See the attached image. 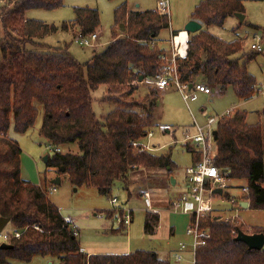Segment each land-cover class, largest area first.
Listing matches in <instances>:
<instances>
[{
    "label": "trees",
    "instance_id": "1",
    "mask_svg": "<svg viewBox=\"0 0 264 264\" xmlns=\"http://www.w3.org/2000/svg\"><path fill=\"white\" fill-rule=\"evenodd\" d=\"M0 0V218L9 219L20 231L19 239L7 241L11 248L0 247V264L14 261L30 262L41 256L55 264H170L155 252L137 250L128 255H90L81 250L78 235L65 221L60 210L46 199L45 186L34 185L21 178V149L9 138L12 129L25 134L43 112L39 133L49 146L65 147L47 155L48 168L67 175L77 188H95L101 195H110L115 183L128 190V174L144 168L174 169L171 154L152 152L141 140L155 126L154 110L160 102L157 89L148 86L144 101L133 103L117 100L116 105L99 120L93 109L92 92L105 87L108 95L137 91L134 82L155 79L162 74L163 56H168L156 42L168 17L157 10L129 11L127 1L114 10L111 40L101 51H93L91 59L80 62L69 52V45L50 47L42 40L57 27L42 21L26 19L32 9L56 10L63 0ZM241 0H203L194 9L191 19L202 28L192 33L185 58L176 59L177 74L182 83L194 84L196 79L212 87L234 89L240 100L258 94L256 80L247 70L246 62L254 54H243L244 41L225 42L208 27H221L235 13H243ZM69 23L80 35L101 28L96 8L75 7ZM125 29L116 33L115 28ZM262 34V33H261ZM264 44V33L262 34ZM51 50L40 51L43 48ZM257 54L263 53L252 50ZM146 101V102H145ZM247 112L235 111L216 125L217 136L214 165L232 180H246L249 207L264 210V128L260 123L248 124ZM196 164L199 152L189 144ZM77 147L78 153L69 149ZM63 168V171H62ZM52 186V185H50ZM224 198H229L225 193ZM227 211V210H225ZM156 219L145 217L144 231L153 233ZM200 224L210 231L205 246L198 247L195 264H264V247L249 249L236 239L238 231L264 234V227H250L239 220H225L206 212Z\"/></svg>",
    "mask_w": 264,
    "mask_h": 264
},
{
    "label": "rangeland",
    "instance_id": "2",
    "mask_svg": "<svg viewBox=\"0 0 264 264\" xmlns=\"http://www.w3.org/2000/svg\"><path fill=\"white\" fill-rule=\"evenodd\" d=\"M124 1L129 2L132 8H135L136 5H140L138 8L141 10L153 9L156 7L157 2V0H63V5L56 10L48 11L44 9H32L26 12L25 18L39 20L48 25L57 27V31L49 34L42 40V42L54 48L64 47L65 43L68 44L71 55L83 63L91 59L93 51H101L105 48L107 41L111 38L110 32L112 29L111 26L114 22V10ZM199 1L203 0H169L170 22L171 26L175 29V32L178 29L184 28L186 25L184 24L185 19L188 18L193 7ZM3 2L4 0L2 3ZM241 2L244 8L242 14L245 16L242 23L239 22V19L234 14L233 16L228 17L221 27L211 26L207 28V31L225 42H233L240 39L244 41L243 51L238 53L236 57L240 58L241 62H244L245 59L242 58L244 53L255 55L253 59L246 62L245 66L246 70L253 75L256 80L258 94L254 95L246 102H243L237 98L232 87H227L224 90L210 87L211 94L194 91L191 98L185 103L179 92L172 86H170V88L168 87L166 91H164V94L161 93L159 101H161L163 105L160 107V103H158L154 110L153 123L155 126L151 129L153 133L141 140V142L145 147L151 150L157 148L154 150L156 152L170 150L172 153V159H174L178 166L174 170V173L177 176H183L185 169L191 166V157L181 147V144H183L184 140V132L182 130H184L186 126L190 127L193 123V119L199 124H205L207 117L225 114L227 110L233 108L244 110L248 113V124H254L256 121H259V118H264V116L261 115L264 110V51L263 53L257 54L251 49L253 43V31H264V0H241ZM75 7H90L98 9L101 21L100 30H102V34H100V30L96 31L99 34V37L101 35L100 42L97 45L98 48L93 49L78 45L76 42V39L78 38L74 39L72 33L75 37H78V35L80 36V32L72 27L70 23L66 28V31L61 30L63 22H69L73 19ZM120 25L124 26V24ZM126 25L124 26V29ZM77 31L79 33H77ZM115 31L116 33L122 32L119 28H115ZM160 34H162L161 37L170 40L168 28L163 29ZM2 38L3 29L0 23V39ZM46 50H51V48L45 47L40 51ZM168 50L170 54L172 51H174L175 54H178V52L175 51L176 49L173 46L171 47V45L167 51ZM178 56L180 58L183 57L181 54H178ZM195 81V84H203L200 78ZM134 84L138 86V89L133 95H126L123 93L108 95V93H106V88L102 86L92 92L93 109L100 121L103 120L106 114L116 105L117 100H123L130 103H133L135 100L139 102L144 101L145 96H148L146 91L147 89L152 88L151 85L147 84L144 80H138L134 82ZM148 86H150V88H147ZM231 113L230 116L234 114V111H231ZM42 119L43 112H40L35 125L25 134H16L12 129L9 132V138L14 139L22 151L20 156L21 178L34 185H39L40 182L45 184V180L48 184V182L54 177H59L58 170L55 168H48L44 162V157L47 155L51 156L55 147L51 145L49 146L47 140L39 133ZM160 123L172 127V133L170 136L166 133H162L159 126ZM190 132V134L193 133L191 129ZM59 149L60 153H65L67 151V148L65 147H59ZM69 150L78 153L77 147H73V149L71 148ZM64 175L65 174L60 175L62 180L61 184L57 185L55 192L50 196H46V199L48 201L51 199V201L60 208V212L63 216L77 217V222L75 221L74 225L80 229V241L86 243L83 247L87 251V244L93 245L94 239L92 236L96 230L99 234L103 233V224L101 221L104 220V217L100 213H104V210L112 208L111 200L107 199L105 195H99L98 191L91 187L84 186L77 190L78 188L74 187L68 181L67 177H65L66 175ZM233 180L234 181L231 183L229 189L226 191L224 190L221 195H214V209L211 212L212 216L215 217L221 215L223 218L230 219L231 221L239 220L240 223L250 227H264L263 209L255 210L250 207H240V203L243 202L250 204L249 201L244 200L247 195H244L241 191V188L247 184L246 180ZM120 186V183H116L114 186L113 197L116 198L126 210L134 211V216L136 217L134 222H131L132 225L130 223L134 236L133 249L141 248L151 251L153 250L152 247L158 245L164 246L166 242L154 246L156 241L154 242L153 240L157 237L144 235L143 222L142 219L139 218L142 214L141 210H139L141 202L130 200L127 205L122 203L120 200V197H122ZM217 188L220 189L221 187H216V189ZM224 192L229 194V198L222 197L225 194ZM230 200L236 202V204H232ZM94 211L99 212L97 216L94 215L96 214ZM234 217H237V219H233ZM13 229L11 223H8L2 232H0V245L2 243H7V241L5 242L1 238V235L4 233H11ZM169 241H171V247L177 246V249L179 248L180 243H186L189 247L191 243L188 237L183 241H181V238L178 239L172 237ZM100 246L103 247L104 244H100ZM187 251L189 250L187 249L182 253L183 259L179 262L173 258L172 262H175L173 264H193L192 254ZM14 263L48 264V258L36 256L30 262L14 261Z\"/></svg>",
    "mask_w": 264,
    "mask_h": 264
},
{
    "label": "crops",
    "instance_id": "3",
    "mask_svg": "<svg viewBox=\"0 0 264 264\" xmlns=\"http://www.w3.org/2000/svg\"><path fill=\"white\" fill-rule=\"evenodd\" d=\"M200 2L201 1H199L193 7V10L188 15V18L185 19L184 24H187L190 20H192L191 15H192L195 7ZM127 4H128L129 11H136V10L145 11V10H141L138 8L140 5H138V6L136 5L135 8H132L129 2H127ZM156 5H157V2H156ZM149 10H156V7L153 9H149ZM113 25H114V22H113ZM113 25L111 26V28L113 27ZM167 28L169 31L170 40H166V38L161 37L162 34H159V36L156 38V42L160 48L164 49L169 54V50L167 51V49H169L170 45H171V47L173 46L176 49V46L174 44V39L177 36V34H179L182 31H185V26H184V28L178 29L175 32V29L171 26L170 16H169ZM100 31H101L100 34H102V30H100ZM162 31H163V29L161 30V32ZM77 33H79V32L77 31ZM254 33H259V34L262 33L263 34L264 31L256 30V31H253L252 35ZM187 34H188V38H187V43H188L192 33H187ZM72 36L74 39L77 38V36L75 37V35L73 33H72ZM100 37H101V35H100ZM100 37L97 40L98 44L100 42ZM111 38H110V40H111ZM110 40L107 41V44L110 42ZM187 49H188V45H187ZM175 51L177 52V50H175ZM186 55H187V50H186ZM186 55L183 56L182 58H185ZM172 87H174V86H172ZM167 88H165L164 90H160L159 93L164 94V91H166ZM174 89L177 90L175 87H174ZM201 93H203V92H201ZM179 94L181 95L180 92H179ZM161 100H162V98H161ZM188 100H184L185 103H187ZM242 101L246 102L247 100H242ZM159 103H160L159 106L162 107L163 103L161 101ZM231 111L235 112V111H242V110L233 108V109H231ZM261 115L264 116V110H263ZM247 119H248V113H247V117H246V122H247ZM256 123H260L264 128V118H259V121H256ZM159 126H160V130L162 131V133H166L170 136V134L172 133L171 132L172 127L170 125L160 123ZM190 129L193 132L195 131L194 119H193L192 125L190 127L186 126V128L182 131L187 132V133H191ZM150 132H152V131H150ZM190 145L192 147H194L192 144H190ZM181 147L190 155V157H191L190 165H194V163L196 161V159L194 158V154L189 152L188 146L185 143L181 144ZM153 148H155V147H153ZM145 149L151 150L147 147ZM156 149H154V150H156ZM154 150H151V151L156 152ZM167 151L170 152L171 159H172V153L170 150H165L162 152H167ZM172 161L175 165L174 169H172V170H170L168 168H144V167H140V168L131 170L128 174V184H129L128 190H126L120 182H117V183H120V185H121L120 186V189H121L120 192L122 194V197H120V200L122 203L127 205L130 202V200H132L134 202H138V201L141 202V207H139V210H141L142 214L139 218H141L142 222H143L144 235H147L149 237L150 236L151 237H157L153 240L154 242L156 241V244L154 246H156L160 243L164 244L166 242L164 246L158 245L156 247H152L153 250H151V251L155 252L160 259L166 260L170 264L175 263V262H172V260L174 258L173 256L175 255V253L178 252V249H177V246L171 247V241H169V240L172 237H175L178 239L181 238V241L186 240L188 235L185 233V231L188 228V226L192 220V217L189 214H185L182 212H176L169 207L170 206L169 205L170 200L174 199L182 191V189L184 187L183 184H184L185 176H186L185 172H184L183 176H177L174 173V170L178 166H177L176 162L174 161V159H172ZM65 177H67V175ZM55 178H57V177H54L53 179H51L48 182V184H47V181L45 180V182H46L45 184L40 182L39 185L43 184V186H45L46 189H48L51 187L50 184L54 185L51 182ZM67 179H68V177H67ZM61 182H62V180H61ZM115 185H116V183H115ZM114 186L112 187V193L110 195L106 196L107 199L111 200L112 198H114L113 197ZM79 189L80 188H78L77 190H79ZM144 192H149V199H147L143 196ZM99 195H101V194H99ZM50 201H51V199H50ZM51 203H53L60 210V208L53 201H51ZM118 205L125 208L119 202H118ZM111 206H112L111 209L104 210V213H100L101 215L103 214L102 216L104 217L103 218L104 220L101 221V223L103 224V226H102L103 233L99 234V232L96 230V232L92 236V238L94 239L93 245L87 244L88 245L87 251L83 247L86 243H82L80 241V238H81L80 229H78V227L76 226L78 229L77 235H78V239L80 242L81 250L84 253H86L88 256L97 255V254L98 255H128V254L133 253L137 250H144L141 248H138L135 250L133 249V246H134L133 238H134V236L132 233L133 230H132L131 225L136 218L134 216V211L131 210V217H132L131 225H127V226L119 225L115 222L116 213L113 209V207H115V204L111 205ZM94 212H96V214H94L95 216H97V214L99 213L98 211H94ZM226 212H228V211H226ZM147 214H152L153 216H155V219H156V221H155L156 222V228L153 231V233H151V234H147L144 231L145 217ZM63 217L70 218V219H72L73 222H75V221L77 222V217H69V216H63ZM216 217L219 218V216H216ZM83 241H84V239H83ZM100 244H104V246L101 247ZM145 251H149V250H145ZM187 252L190 253V251H187ZM182 253H184V252H182ZM48 264H55V261L48 259Z\"/></svg>",
    "mask_w": 264,
    "mask_h": 264
},
{
    "label": "built area",
    "instance_id": "4",
    "mask_svg": "<svg viewBox=\"0 0 264 264\" xmlns=\"http://www.w3.org/2000/svg\"><path fill=\"white\" fill-rule=\"evenodd\" d=\"M169 0H157L156 10L162 16L169 17ZM76 42L82 47H89L96 49L98 48L99 34L97 32L90 33L87 35H80L77 37ZM252 45L251 49L257 52L263 51V40L262 35L259 33H254L252 35ZM178 55L174 51L170 55L162 57L164 65L162 64V74L157 76L155 79L146 80L145 82L158 91L164 90L167 87L174 86L182 95L184 100L191 98L194 91L203 92L204 94H211L210 87L204 84H188L182 83L179 80L177 74L176 59ZM191 86V87H190ZM231 115V110H227L225 114L210 116L207 118L205 124H199L194 120L195 131L190 134L184 132L185 144H192L194 148L200 154V160L185 169V180L184 187L182 191L172 200H170V208L176 212H182L189 214L192 220L186 230V234L190 239V247L186 243H180L178 252L175 253L174 259L179 262L183 259L182 252L187 249L192 254L193 264H195V253L198 247L205 246L207 241L210 239L211 234L207 228H203L200 224L201 218L206 212L213 211V199L215 190L219 189L216 187H221L222 192L231 187L232 180L226 176V173L221 171V169L214 165V157L216 155V143L214 139L213 132L216 130L217 123ZM163 129V128H162ZM149 132L147 136L151 135ZM142 146L146 148L143 144ZM54 151H60L58 148H54ZM56 190V185H52L45 191L46 196H50ZM241 191L244 195H248L247 186H243ZM225 193V192H224ZM143 196L149 199V192H144ZM223 197V196H222ZM223 199V198H221ZM232 204L236 202L230 200ZM212 203V206H211ZM111 204L116 216L115 222L119 225H130L132 221L131 210H126L122 206L118 205V200L116 198L111 199ZM103 215V214H102ZM233 219H237L234 217ZM230 220V219H225ZM67 223L73 225L77 235L78 229L74 225V222L70 218H65ZM21 233L17 229H13L11 233H4L1 238L6 242L11 238L19 239Z\"/></svg>",
    "mask_w": 264,
    "mask_h": 264
},
{
    "label": "water",
    "instance_id": "5",
    "mask_svg": "<svg viewBox=\"0 0 264 264\" xmlns=\"http://www.w3.org/2000/svg\"><path fill=\"white\" fill-rule=\"evenodd\" d=\"M235 16L239 19V22L242 23L245 16L242 13H235ZM202 28V25L197 22L196 20H190L186 25H185V31L187 33H195L199 31ZM120 30H124V26H121ZM139 81L143 80V77H140L138 79ZM191 87V86H190ZM214 139H216L217 136V131L215 130L213 132ZM44 162H47V156L44 157ZM63 171V168H62ZM54 185H60L61 184V177H57L51 182ZM215 193L221 195L222 190L217 189L215 190ZM240 206L243 208L249 207V203L243 202L240 203ZM9 219L7 218H0V232L5 228V226L9 223ZM236 239L238 241L244 242L249 249H255V250H261L264 247V234H245L242 231H238ZM1 248H11L12 246L8 243H2L0 245Z\"/></svg>",
    "mask_w": 264,
    "mask_h": 264
},
{
    "label": "bare ground",
    "instance_id": "6",
    "mask_svg": "<svg viewBox=\"0 0 264 264\" xmlns=\"http://www.w3.org/2000/svg\"><path fill=\"white\" fill-rule=\"evenodd\" d=\"M187 38L188 34L186 31H182L174 39V44L176 46V50L178 54H181L182 56L186 55L187 50Z\"/></svg>",
    "mask_w": 264,
    "mask_h": 264
}]
</instances>
